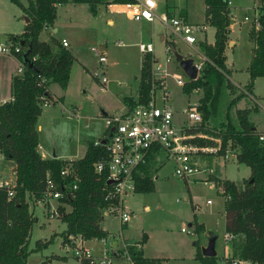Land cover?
I'll use <instances>...</instances> for the list:
<instances>
[{
	"label": "rangeland",
	"instance_id": "1",
	"mask_svg": "<svg viewBox=\"0 0 264 264\" xmlns=\"http://www.w3.org/2000/svg\"><path fill=\"white\" fill-rule=\"evenodd\" d=\"M20 1L25 2V0ZM158 2L155 10L158 18L166 14L167 4L172 6L173 15L176 17L186 15L189 23L205 21L204 0H159ZM257 2L258 0H232L234 6L231 7L232 20L235 23L230 36L235 45L226 52L228 63L234 66V71L228 76L232 84L240 83L244 86L248 81L246 68L250 63L254 47L248 31L252 25L256 28ZM23 16L18 5L11 0H0V39H4L3 35L9 32L24 33ZM246 16L249 17V21L244 20ZM109 20H115V24L111 26ZM53 28L56 30L57 39L65 38L68 41L70 45L68 49L77 62L73 64L67 90L62 91L57 84L52 85V90L65 97L66 106L80 108L78 112L80 119L62 115L59 106L43 108L38 122L41 127L36 125V129L39 134V145L43 148L42 154L45 157L51 158L54 150L59 160H77L84 155L85 146L81 141L84 136L90 138L100 136L103 128L102 119L99 117L101 111L118 113L123 106V98L137 92L140 53L134 44L141 39L150 42L152 38L156 56L162 59L163 46L159 35L167 32L159 19L153 24H146L135 22L125 15L110 16L102 4L98 6L97 14L94 15L85 5L72 6L64 3L58 7ZM206 40L208 43L214 40L212 26L207 28ZM118 43L122 46L118 47ZM175 48L179 55L197 60V55L184 43L177 40ZM95 51L99 55H104L108 61L106 68L108 84L104 89L99 84L101 78L95 76L101 71ZM9 63V66H14L12 59H9ZM178 73L186 79L184 75ZM7 76L6 71L0 72V102L10 98ZM169 87L175 113L174 123L179 126L184 121V117L180 115L181 110L199 103L202 91L186 94L172 81L169 82ZM254 87L259 103L255 104L254 99L245 97L237 108H251L249 121L259 130H264V78L256 79ZM255 107L257 109H254ZM230 114L233 120L237 121L235 108H231ZM203 134L209 138L208 141L214 143L207 145L208 147L220 145L219 138ZM210 155L212 154L207 153L192 159V166L200 172L194 173L187 180L174 175L172 161L157 159L160 162L156 167H161L154 175L153 191L145 194L132 192L126 197L124 203L131 209L133 217L124 234L134 238L142 237L143 233L147 234L148 239L143 246L145 255L149 258L161 259L162 264L165 262L198 264L195 256L207 246L209 234H213L217 237L215 251L218 264H227L232 260V247L228 252V260H225L223 252L224 196L211 179L218 177L241 183L249 178L250 170L237 161L229 162V158L215 156L209 160ZM13 164L11 161L0 164L2 174L11 177L10 170L14 168ZM207 172H209L208 176ZM207 200H211L213 204L206 205ZM54 205L60 204L54 203ZM194 205L199 207L197 212L193 209ZM33 213L36 220L29 239V249H33L39 240L42 243L50 240L54 235L55 237L47 247L33 252L28 257L27 264H38L47 257L58 261L56 264H77L71 258L70 248L61 246L60 233L65 229L61 220L49 218L43 203H37ZM190 224L193 226L189 227ZM199 225L204 226L205 230L203 228V231H196ZM102 226L110 232H117L121 225L118 218L107 216L103 218ZM183 228L192 234L182 233ZM141 240L140 238V242ZM59 258L67 261L59 262Z\"/></svg>",
	"mask_w": 264,
	"mask_h": 264
},
{
	"label": "trees",
	"instance_id": "2",
	"mask_svg": "<svg viewBox=\"0 0 264 264\" xmlns=\"http://www.w3.org/2000/svg\"><path fill=\"white\" fill-rule=\"evenodd\" d=\"M11 2L18 5L29 22L23 34L10 36L23 44V53L18 55V60L23 64V72L12 77L11 99L0 105V152L14 163L16 176L14 197L8 198L6 191L0 189V264H27L28 257L33 252L47 247L55 237L54 235L42 243L39 240L33 249H29V239L36 220L33 210L41 198L48 174L55 182L66 183L67 181L61 180L60 173L64 167L71 165L79 178L73 195H68L61 187L64 197L60 201L59 212L65 229L60 237L64 246L69 244L70 237L99 240L107 236L101 228V209L107 205L105 195L111 185L107 181L106 171L97 174L93 167L106 157L101 140L99 145H94L95 140L87 139L86 152L76 161L43 159L38 151L36 131L42 113L39 95L50 98L48 86L52 83L65 90L75 62L72 53L61 42L53 37L42 39L41 34L53 25L56 5L68 2L86 3L93 12L99 0H28L26 7L18 0ZM204 4L206 21L215 29L214 44L198 42L199 49L209 63H206L200 76L188 82L183 90L186 94L202 91L198 111L203 116V124L198 130L220 139L219 152L210 155L209 160L215 156L222 158L228 153L250 170L249 178L241 183L218 177L211 179L225 197L224 232L235 237L231 258L238 257L264 264V143L259 140L262 134L249 121L251 109L237 108L243 98L253 93L255 80L264 78V0H258L256 6L258 28L252 25L249 32V39L254 43L255 49L247 69L248 81L242 89L231 83L228 78L230 71L226 66L225 49L231 22L228 0H204ZM172 50H175L174 45ZM29 63L32 67H29ZM149 72L148 55L142 59L136 100L125 99L129 110L147 101ZM39 76L45 80L46 90L38 86ZM232 107L236 110L237 121L230 114ZM191 142L204 146L214 145L203 139ZM157 164L156 157L151 155L148 162L134 173L136 194L153 191L152 173L160 168L156 167ZM66 206L70 211H66ZM196 231H203V226L199 225ZM145 242L144 236L141 245ZM129 251L134 264H161V259H145L137 247H131ZM195 260L198 264H218L217 256L204 257L201 251L197 252ZM50 262L47 257L39 264Z\"/></svg>",
	"mask_w": 264,
	"mask_h": 264
},
{
	"label": "built area",
	"instance_id": "3",
	"mask_svg": "<svg viewBox=\"0 0 264 264\" xmlns=\"http://www.w3.org/2000/svg\"><path fill=\"white\" fill-rule=\"evenodd\" d=\"M229 5L230 2L228 1ZM156 8L157 3L155 0H134L131 3H118L111 0V3L107 6L109 14H123L136 22L147 21L153 23L159 19L171 35V39L165 43L162 59L155 55V48L152 43H140L138 45L139 52L143 57L150 56V72L147 79L149 86L148 99L144 103L135 105L124 114L105 117L106 137L110 133L111 137L106 144H102L98 140L94 143V145L101 143L106 151V157L94 164V171L97 174L106 171L107 181L111 185V189L105 195L107 205L101 209V217L114 216L119 219L122 225L127 224L132 218V214L124 201L135 190L134 173L148 162L151 155L159 160L163 158L172 161L174 163V175L177 178L187 180L194 173L200 172L199 169L192 166L194 157L207 153L216 155L220 150V145L218 147H208L207 145H198L191 142L196 139L209 140L201 130H198L203 124V116L198 111L199 103L183 108L180 115L184 117V121L179 126L175 125V113L171 104L172 92L169 87L170 81L182 89L188 82L193 81L187 77L175 61V54H178V52L176 48L174 51L172 50V45L175 46L177 40L184 43L197 55L196 61L191 59L197 70L196 79L200 76L206 63H209L207 57L198 47V36L206 33L207 25L191 24L183 18L169 17L165 14L158 18L155 12ZM245 20L247 21L249 18L245 17ZM255 23L258 27L257 19ZM61 44L65 48L68 46L66 40H62ZM21 53H23V48L18 41L10 37L0 40V57L6 56L18 60V55ZM95 56L101 65H106L107 59L104 55H99L95 51ZM185 59L188 58L185 57ZM22 72L23 64L19 61L17 74L21 75ZM178 72L184 75L186 79L181 77ZM103 74L102 72L95 76L100 77L102 83L106 86L108 80ZM38 78L40 80L38 86L46 90L45 80L40 76ZM43 83L44 85H42ZM38 99L42 108L51 104L50 98L43 94H40ZM111 130L113 131L111 132ZM192 130H194L193 133ZM259 140L264 143V135H260ZM229 157L228 153L224 156L225 159ZM6 162L10 161L0 152V164ZM10 173L11 177H6L0 170V189L6 191L8 198L14 197L16 187L15 168L11 169ZM208 175L209 172H207ZM60 177L62 181L67 182L57 183L49 174L47 175L44 190L37 202L45 205L46 213L51 219H60L61 217L59 207L61 206L60 201L64 197L61 187L65 193L73 195L79 181L76 171L71 165H67L62 169ZM54 203L60 205H54ZM212 204L211 200L206 201V205L211 206ZM193 209L197 212L199 207L194 205ZM181 232L192 234L185 228L181 229ZM99 240L105 247L100 254H96L88 247L87 240L81 236L70 237L67 246L70 248L72 257L79 264H134L129 251L130 245L122 244L120 248H112L109 245L110 239L102 238ZM234 240L235 237L232 234L224 232L223 252L225 260L229 259L228 252ZM227 264L257 263L237 258L232 259Z\"/></svg>",
	"mask_w": 264,
	"mask_h": 264
},
{
	"label": "crops",
	"instance_id": "4",
	"mask_svg": "<svg viewBox=\"0 0 264 264\" xmlns=\"http://www.w3.org/2000/svg\"><path fill=\"white\" fill-rule=\"evenodd\" d=\"M19 1V3L21 4V5H23V6H27L28 5V0H25V2H21L20 0H18ZM156 1V3L158 4L159 2V0H155ZM229 2H230V5H229V10H230V14H231V22H230V26H229V30H230V33H229V36H228V42H227V46H226V49H225V56H226V66H227V69L230 71V73L231 72H233L234 70V66H233V64H232V66H230V64L228 63V61H227V54H226V52H227V50L228 49H230V48H232V47H234V42H233V40L231 39V36H230V34H231V32H232V27L234 26V20H232L233 19V14H232V10H231V7L233 6V3H232V0H228ZM109 3H111V0H99V3H97L96 4V6H95V10L92 12L91 10H90V8H89V5L88 4H86V3H82V4H77V3H72V2H68V3H65V4H69V5H72V6H77V5H85L89 10H90V12L92 13V14H97V10H98V6L100 5V4H102L103 5V7L105 8V11H106V13L107 14H109L108 13V10H107V6L109 5ZM118 3H123V2H118ZM125 3H128V2H125ZM64 4V3H63ZM63 4H58V5H56V19H57V10H58V7L59 6H62ZM17 5V4H16ZM234 7V6H233ZM171 8H172V6H170V5H167L166 4V14L165 15H167V16H169V17H176L175 15H173L172 14V11H171ZM20 9V8H19ZM205 9H206V7H205V4H204V13H205ZM20 11L23 13V11L20 9ZM23 19H24V31H25V26L27 25V23H26V21H25V19L27 18L26 17V15L23 13ZM110 16H121V15H123V14H109ZM156 15H157V13H156ZM246 17H248V16H246ZM180 18H183V19H185V20H187V16L186 15H184V16H180ZM249 18V17H248ZM56 19H55V21H56ZM245 20V19H244ZM55 21H54V23H55ZM188 21V20H187ZM246 21V20H245ZM247 21H249V20H247ZM109 22V24L112 26V25H114L115 24V20H109L108 21ZM136 22V21H135ZM155 22V21H154ZM153 22V23H154ZM189 22V21H188ZM54 23H53V25H54ZM138 23H146V24H153V23H149V22H147V21H141V22H138ZM191 24H206L207 25V28H208V26H210L209 25V23L206 21V17H205V21L204 22H196V23H193V22H190ZM53 25L52 26H49L47 29H45L43 32H42V34H41V38L42 39H48V38H50V37H53V38H55V39H57L56 38V36H55V34H56V30L53 28ZM252 28V27H251ZM251 28H250V30H251ZM257 28V27H256ZM166 29V28H165ZM250 30L248 31V36H249V32H250ZM166 34H160L159 35V39H160V42H161V44H162V46H163V53H164V46H165V43L168 41V40H170L171 39V35H170V32L166 29ZM206 33H207V31H206ZM206 33L205 34H203V35H200V36H198V42L199 41H205L207 44H210V45H213L214 44V40H213V42H211V43H208L207 42V40H206ZM21 34H23V33H21ZM21 34H18V33H16V32H9V33H6V34H4L3 36L6 38V37H10V36H17V35H21ZM214 34H215V29H214ZM4 38V39H5ZM140 39H141V36H140ZM0 40H3V39H0ZM59 42H61L62 40H66L65 38H62L61 40L60 39H57ZM152 38H151V41H150V43H152L153 44V42H152ZM66 42L68 43V41L66 40ZM140 43H149V42H144L142 39L140 40V42H138V43H135L134 44V46L135 47H137L138 48V45L140 44ZM118 44H120V45H118ZM117 44V46L118 47H121L122 46V44L121 43H118ZM253 45H254V43H253ZM69 43H68V46L66 47L67 49L69 48ZM175 46H176V44H175ZM155 48V47H154ZM254 49H255V45H254V47H253V49H252V56H251V60H252V58H253V53H254ZM69 50V49H68ZM70 51V50H69ZM138 51H139V48H138ZM156 51V50H155ZM71 52V51H70ZM72 53V52H71ZM140 53V52H139ZM72 55H73V53H72ZM155 55H156V53H155ZM74 56V55H73ZM140 69H141V63H142V59H143V56L141 55V53H140ZM74 58H75V56H74ZM185 58V57H184ZM9 59H12L13 60V62H14V66L12 67V66H9ZM160 59V58H159ZM251 60H250V62H251ZM75 62H77V59L75 58ZM74 62V63H75ZM99 62V61H98ZM107 63H108V61H107ZM107 63H106V65L104 66V65H101L100 63V66H101V71H100V73H104L103 74V76H106V68H107ZM249 65H250V63H249ZM249 65H248V67H249ZM18 66H19V61L17 60V59H14V58H10V57H6V56H1L0 57V72H2V71H6V74L8 75L7 77H8V80H9V92H10V86H11V79H12V77L14 76V75H17V69H18ZM73 67V66H72ZM72 67H71V70H72ZM233 67V68H232ZM248 67L246 68V74H248V72H247V69H248ZM16 69V70H15ZM15 71H16V73H15ZM236 71V70H235ZM70 77H71V72H70ZM139 79H140V77H139ZM99 81V80H98ZM140 82V81H139ZM138 82V88H137V92H136V94H134V95H132V94H130V95H127V96H125L124 98H123V106H122V108L118 111V113L117 112H115V113H113V114H110L107 110H102L101 111V113H100V115H99V117L102 119V122H103V128H102V130H101V133H100V136H98V137H96V138H90V137H85L84 136V138L81 140V141H83L84 142V146H85V151H84V154H85V152H86V144H85V141L87 140V139H93V140H95V141H97V140H101V141H103V139L104 138H106V128H105V124H104V118L105 117H109V116H113V115H118V114H124V113H126L128 110H129V108H128V106H127V103L125 102V99H133V100H136V98H137V96H138V94H139V83ZM53 84H55V83H52V84H50L49 86H48V92H49V94H50V102H51V104L49 105V106H47V107H44V108H55L56 106H59L60 107V111H61V113H62V115H65V116H68V117H75V118H77V119H80V116H79V111H80V108H77V107H75V106H66L65 104H64V96H61V95H59L58 93H56V92H54L53 90H52V85ZM99 84L101 85V87L103 88L104 87V84L102 83V81H99ZM107 84H108V82H107ZM106 84V85H107ZM69 85V84H68ZM237 88H239V89H242V87L243 86H241V84L239 83V84H234ZM106 87V86H105ZM60 88V87H59ZM67 88H68V86H67ZM67 88L65 89V90H63V89H61L62 91H66L67 90ZM255 88V87H254ZM247 97H249V99H254L255 101H254V103L255 104H258L259 103V100L257 99V96H255V93H254V89H253V93L251 94V95H248ZM11 99V92H10V98H7V99H5V100H2V102H0V104H2V103H5V102H7V101H9ZM253 101V100H252ZM258 106V105H257ZM238 109H241V108H238ZM244 109H251V108H244ZM252 110V109H251ZM107 111V112H106ZM42 113H43V108H42ZM42 113H41V115H42ZM251 113V112H250ZM41 115H40V117H41ZM250 115V114H249ZM40 117H39V119H40ZM39 119H38V122H39ZM37 122V125H39V123ZM251 122V121H250ZM252 123V122H251ZM253 125H254V127H255V129H256V131L258 132V133H260V134H262V135H264V130H259L258 128H257V126L254 124V123H252ZM40 126V125H39ZM41 127V126H40ZM41 131H42V128H41ZM41 133V132H40ZM39 135V134H38ZM39 147V153L41 154V156H42V158L43 159H50V158H47V157H45V155L44 154H42V147L39 145L38 146ZM84 156V155H83ZM82 156V157H83ZM81 157V158H82ZM51 158H56V156H55V153H54V150H53V156L51 157ZM80 159V158H79ZM78 160V159H77ZM69 161H76V160H69ZM234 161H236L235 160V157L233 156V155H230V157H229V162H234ZM12 162V161H11ZM159 160H157V163L159 164ZM157 164V165H158ZM14 165V164H13ZM159 167H161V166H159ZM15 168V167H14ZM13 168V169H14ZM12 169V170H13ZM156 173H154V175H155ZM249 176H250V174H249ZM248 176V177H249ZM153 182H154V176H153ZM154 184H155V182H154ZM135 193V192H134ZM225 202V201H224ZM127 208H128V206H127ZM66 211H70V208L69 207H67L66 206ZM129 210H130V212H131V214H132V211H131V209L130 208H128ZM146 209H148L147 207H146ZM132 217H133V215H132ZM223 218H224V214H223ZM132 219V218H131ZM131 221V220H130ZM129 221V222H130ZM102 222H103V220H102ZM102 222H101V228H102V230L103 231H105L106 232V234H107V236L105 237L106 239H110L109 240V245L110 246H112V248H120V246H122V244H126V245H130L131 247H137V249H139V250H141L142 251V254H143V257L145 258V259H148V260H153V259H156V258H149L148 256H146L145 255V251H144V246L143 245H141V242H140V238L141 239H143V237L145 236L146 237V241H147V239H148V237H147V234H145V233H143L142 234V237H140V238H134V237H131V236H129V235H126L125 236V234H124V232H126L127 231V229H128V223L127 224H124V225H122L121 223H120V228L118 229V231L117 232H110L109 230H107V229H105L103 226H102ZM223 224H224V222H223ZM191 225V224H190ZM193 225V224H192ZM203 228H204V230H205V227L203 226ZM209 233H212V232H209ZM211 234H209V236H210ZM118 236H120L119 238H118ZM208 236V237H209ZM142 241V240H141ZM146 243V242H145ZM61 244H62V242H61ZM86 244H87V246L88 247H90L96 254H100L101 252H102V250H104V245H103V243L101 242V240H98V239H93V240H87V242H86ZM62 247H66L67 245H61ZM108 247V246H107ZM59 257V256H58ZM73 260H75L73 257H71ZM59 260V262H66L67 260H61L60 258L58 259ZM42 261H44V260H42ZM41 261V262H42ZM50 264H56V262H58V261H56V260H54V259H50ZM76 261V260H75ZM40 263V262H39ZM38 263V264H39ZM76 263L77 264H79L77 261H76ZM165 263H168V262H165ZM161 264H162V262H161Z\"/></svg>",
	"mask_w": 264,
	"mask_h": 264
},
{
	"label": "water",
	"instance_id": "5",
	"mask_svg": "<svg viewBox=\"0 0 264 264\" xmlns=\"http://www.w3.org/2000/svg\"><path fill=\"white\" fill-rule=\"evenodd\" d=\"M26 23L29 22V19H25ZM23 45V44H21ZM175 61L178 63L179 67L183 70V72L189 77L191 80H195L197 77V70L192 64L191 59H185L182 55L175 54ZM29 67H32V64L29 63ZM113 130H111L112 132ZM111 137V133L103 139L102 144H106L108 139ZM191 227V225H189ZM217 237L213 234L209 236L208 244L206 247L202 248L201 252L204 257H215L217 253L215 251V243Z\"/></svg>",
	"mask_w": 264,
	"mask_h": 264
}]
</instances>
